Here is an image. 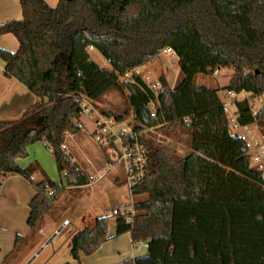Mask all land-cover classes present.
I'll use <instances>...</instances> for the list:
<instances>
[{"label":"trees","instance_id":"16d2710c","mask_svg":"<svg viewBox=\"0 0 264 264\" xmlns=\"http://www.w3.org/2000/svg\"><path fill=\"white\" fill-rule=\"evenodd\" d=\"M20 0L22 21L0 26L19 41L15 54L0 51L6 72L38 98L16 121H0V176L17 175L34 189L26 225L39 231L44 216L66 189L89 184V177L61 146L78 134L81 97L97 103L109 91L126 97L133 132L161 125L182 129V158L140 137L144 175L129 193L133 226L115 219V236L130 232L133 243L148 241L147 255L120 264H264V174L250 164L244 138L229 131L218 89L193 84L198 74L232 69L224 89L264 98V0ZM96 50L109 64L100 69L88 54ZM170 48L179 76L171 88L164 76L155 94L141 78L119 82L126 71L147 65ZM156 102L155 118L148 105ZM240 127L255 124L264 139V107L253 114L249 100L233 103ZM127 141L129 138H125ZM124 139V140H125ZM42 142L66 186L48 178L35 183L36 163L17 159ZM50 190L52 196H47ZM123 207V206H122ZM119 207L117 210H122ZM108 216L94 218L70 238L72 259L94 253L107 236ZM22 237L15 236L14 247Z\"/></svg>","mask_w":264,"mask_h":264},{"label":"rangeland","instance_id":"374dc122","mask_svg":"<svg viewBox=\"0 0 264 264\" xmlns=\"http://www.w3.org/2000/svg\"><path fill=\"white\" fill-rule=\"evenodd\" d=\"M88 54L90 59L95 62L100 69L110 70L107 61L97 51L89 52ZM139 70L143 79L149 78V83L146 84L151 86V88H154L153 86L155 83L159 82V71L165 74L168 81L173 85L179 73L178 59L175 55L161 53L155 62L147 67L142 66ZM230 73H232V69H220L217 78L213 77L211 74H198L195 76L193 84L196 86L208 85L211 89L214 87L218 89L223 102L231 103L230 111L233 112L234 101L226 96L227 92L224 87L218 88V86H222L226 83ZM202 80L205 82H202ZM170 83L167 82L168 85ZM154 90L156 92L157 89ZM260 101L262 102L261 97H257L251 101L252 104H250V108L253 114L259 111L260 106L264 105L263 102L260 104ZM91 105L94 108V112L88 114L84 111L80 115L78 122L82 125V131L73 136H69L67 145L69 151L73 154L75 163L81 170L84 169L87 172L95 171L94 165L98 162L100 163L102 169L99 170V174L95 175L96 177L100 175V179L92 180L88 175L94 185L89 187L86 193L75 203V198L81 195V192L84 190L82 188L84 187L66 189L64 191H67V193L53 204L47 213L48 218L45 217V220L50 218L55 223L58 222V225L64 218H68L72 222V226L61 228L60 225L55 231L51 230V232L48 231L46 227L40 231L43 227L42 224L44 225L45 223L44 220L41 223L39 231L36 233H32L26 225L28 216L27 204L34 192L31 185L27 181H24V184H26L28 188V200H26L24 196L20 200V198H17L18 190L9 189L7 187L0 198V236L2 241L0 248L1 246L3 247V252H1L0 249V264H57V261L64 256L67 244L70 241V234L74 228L73 225L79 220L78 218H80V215L82 216L85 213H90L91 215L93 213L97 214L99 211L97 206L100 205L101 209L104 208L102 215L109 217L108 227L111 228L115 222L114 218L111 217L112 207L128 203L121 208L124 210L133 205L136 200L141 201L145 198L139 197L135 199L130 197L124 165L120 160V145L117 142L118 137L121 138L123 144L127 142L125 139L127 136L125 135L126 133L132 132L133 126L135 125L134 117L131 116V111L129 116L122 122H116L112 118L107 117L108 114H111L121 118L127 110H130L126 97L120 95L115 90H111L107 92L99 102L95 104L91 102ZM149 108L153 109V106L150 104ZM226 115L230 133L244 138L248 145L251 167L264 174V139L262 130L259 127L256 128V126L249 127L245 131L241 130L237 127V123L233 121L232 116L229 115V113H226ZM99 116L111 122L110 124H100L99 130H102V135L95 136L96 128L94 122L97 120L100 121ZM140 137L153 142L155 145L163 146L174 151L177 157H179L177 153L178 150H183L184 153H186V147L182 142L184 138L182 129L179 126L174 125L168 130L160 126L153 131L140 133L139 138ZM97 138H99V141H97ZM129 142H131V140H129ZM141 146L143 147V145ZM40 147L46 153L44 159L49 161V165L51 166L50 170L44 165H39V163L36 162L37 160L35 161V159L32 158L33 151L36 152ZM62 150L65 152L64 149ZM26 152L27 156L23 159L29 162L28 166L34 162L36 164L38 163L49 180L53 183L66 186L67 183L64 175L59 174L53 157L47 152L43 144L38 142L32 143L27 146ZM105 164L107 165V169L104 166ZM35 174L36 173L33 174L32 180L36 183L38 177ZM20 201L21 205H19ZM115 209L117 210L119 208ZM58 230L59 233L56 234ZM13 232L22 236V239L19 240L17 246L13 247L12 243L11 247H9L7 240L11 238ZM50 239L51 241L48 242Z\"/></svg>","mask_w":264,"mask_h":264},{"label":"crops","instance_id":"0c3cea01","mask_svg":"<svg viewBox=\"0 0 264 264\" xmlns=\"http://www.w3.org/2000/svg\"><path fill=\"white\" fill-rule=\"evenodd\" d=\"M42 1L47 6H49L50 8H56L58 5V2H59L58 0H42ZM23 19H24V11H23L22 5L20 3V0H0V26L6 24L8 22H11V21H22ZM19 47H20L19 41L15 35H13L12 33L0 34V51L6 52L8 54H15L19 50ZM87 51H88V53L89 52L91 53V52H95L96 50H94L92 48V49H88ZM155 60L151 61L150 63H148L147 65H145L143 67H147L148 65H151L153 62H155ZM224 69H226V68H224ZM224 69L221 68V70H224ZM227 70H230V69H227ZM219 71H220V69H219ZM232 74H233V71H232V73H230L228 75V79H227L226 83L222 86H218V88L226 87L229 83V80H230V77L232 76ZM158 75H159V77L164 75V78L166 79V81L168 83H170L168 81L167 77L165 76V74L161 73V71H159ZM178 76H179V73H178ZM178 76H177V79H178ZM218 76H219V73H218ZM194 79H195V77H194ZM202 82H205V81L202 80ZM175 83L173 85L170 83L169 86L171 88H173ZM200 86H205V87L211 88L208 85H200ZM213 89H215V87ZM217 96L220 99V101L223 103V99L220 97L219 90L217 92ZM227 97L230 98L234 102L244 100V99H248L249 104H252L251 101L253 99H255V98H250L249 94L243 93V92L239 93V94L234 93V95L232 97L231 96L230 97L227 96ZM261 98H262V102H263V97H261ZM38 101H39L38 98H36L28 90V88L26 87L25 84H23L16 77H14V76H12L6 72V63L0 57V121L9 122V121L18 120L24 114V112H26L29 108H31ZM262 102L260 101V104H262ZM263 107H264V105L260 106L259 110L262 109ZM148 108H149V105H148ZM130 114L132 117H134L132 111ZM94 123H95V128H96L95 129V136L102 135V130H99L100 125H97L98 120L95 121ZM80 126H82V125L80 124ZM252 126L255 127L256 125L251 124V125L244 126V127H240L237 125V127L239 129L244 130V131L247 128L252 127ZM256 128H257V126H256ZM81 131H82V129H81ZM69 136H73V135H71V134L66 135L65 140H64V146H65L64 151L66 153L65 152L64 153L66 155L70 156L72 158V160L74 161L73 154L69 151L68 145H67V140H68ZM38 143L43 144L42 142H38ZM44 147L47 150V152H49L51 154L50 150L47 149L45 145H44ZM45 155H46L45 151L40 147V148H38V150L36 152L33 151L32 158L35 159V161L37 160L36 162H38L39 165H44L48 170H50L51 166L49 165V161L44 159ZM16 163L21 168H26V167H28V164H29V162H27L25 159H17ZM38 163H37L38 168L35 171V173H36L35 175L38 177L37 182H40L44 178H48V177L42 171V169L39 167ZM31 164H33V163H31ZM104 166L107 169V165L105 164ZM94 167H95V171L87 172L84 169H82V171L87 176L89 175L92 178V180L93 179L94 180L100 179L99 178L100 175L98 177L95 176L96 174H99V170L102 169V167L100 166V163L98 162L97 164L94 165ZM114 168H116V167H114ZM24 181H26V180H24L22 177L17 176V175L0 176V198H1V194L3 192H5L6 188L8 187L9 189L18 190L17 198H20V200H21V198H23V196L26 200H28L27 199L28 198L27 197V189L28 188H27L26 184H24ZM93 185H94L93 181H91L89 178L88 186L82 188L84 190L81 192V195H79L77 198H75L74 203L86 193V190L89 187H92ZM59 186H62V185H59ZM65 193H67V191L63 192L61 194V196H63ZM34 194L35 193L33 192L31 197L29 198L30 200L34 196ZM60 197H59V199H60ZM127 204L128 203H123V204H120L118 206L112 207L111 208V215H112V211L116 210L115 208H119V207L125 206ZM19 205H21V201H20ZM97 208L99 209L97 214L93 213L91 215L90 213L89 214L85 213L82 216L80 215V218H78L79 220L76 223H74V225H73L74 228H73V231L71 232L69 238H71V236L73 234H75L76 232L83 229V227L90 226L92 224L94 218L103 217L102 214H103L104 208L101 209L100 205H98ZM27 211H28V204H27ZM45 217L48 218V215L46 214L44 216L43 220L45 221V223H44V225L42 224L43 227L40 229V231L42 229H45V227L48 229V231L51 232V230L55 231V229L60 225H61V228L62 227L65 228L67 226H72V222L68 218H64L61 221V223L57 225L58 222L55 223L50 218L48 220H45ZM65 220L68 221V225L63 226L62 224H63V221H65ZM12 230H14V229H12ZM57 233H59V232H57ZM114 234H115V222H114L113 226H111V228L107 227V236L110 237V239L107 240L105 243H103L94 253H92L90 255L80 254L78 260L72 259L71 255H70V247H69V243H68L66 250H65V253H64V256L61 257L57 261V264H120L121 262H123L127 259H135V258H139V257H143V256L147 255L148 241H138L136 243V246H134L133 241L131 239L130 232H126V233H123L119 236L113 237ZM16 235H19V234H16L13 232L11 235V238H8L7 243H9V247H11L12 243H13L12 246L14 247V241H15L14 236H16ZM1 243H2V241H1V236H0V244ZM0 249H1V252H3L2 246Z\"/></svg>","mask_w":264,"mask_h":264},{"label":"built area","instance_id":"2783aa9c","mask_svg":"<svg viewBox=\"0 0 264 264\" xmlns=\"http://www.w3.org/2000/svg\"><path fill=\"white\" fill-rule=\"evenodd\" d=\"M88 49H92L91 47H89ZM163 53L168 54V55H174V52L170 49V48H166ZM140 68V67H139ZM139 68H135L133 70H129L124 72L123 74H121L120 76H118V80L119 82H131V83H135L137 78H141L145 84L149 83V78L143 79L141 76V72L139 70ZM218 73H219V69L215 68L212 71H210V74L213 77H218ZM155 94H157V90L160 88V83L156 82L155 85L153 86L154 88H151V86H149L148 84H146ZM154 89H157L156 92ZM227 96H233L234 93L232 92H227L226 93ZM81 108L83 110V112L85 111L88 114H91L94 112V108L91 105V101H89L88 99H86L85 97H81ZM263 102H264V98H263ZM153 107V109H149L150 111V116L155 118V109L157 107V103L156 102H151L150 103ZM149 104V105H150ZM230 105L231 103L228 102H223V106H224V110L225 112L229 115L232 116V119L234 122H236L237 116L235 114V111L231 112L230 111ZM100 121L98 120L97 125L100 124H110V120H104L103 117L99 116ZM161 125H158L156 127H151V128H143L142 130H140V132H129L128 134L126 133L125 136H127L129 138V140H131V142H129V140L123 144L121 141V138L118 137L117 138V142L120 145V150L121 151V162H123L124 165V169H125V174H126V181L128 184V187L130 189L131 186H133L139 179H141L144 175V164H145V155H144V149L141 146V144L138 142V138L140 136V133H146V131H153L155 128L160 127ZM125 138V137H124ZM123 138V139H124ZM97 141H99V138H97ZM62 149L65 148L64 145L61 146ZM179 157H183L185 155L183 150H178L177 151ZM47 196L51 197L52 196V192L50 190L46 191ZM124 212V216H123V222L132 227L133 223H134V217L136 215L133 205H131L129 208L124 209V210H113L112 211V216L117 215L118 213H123ZM63 226L68 225V221H63ZM136 243H133L134 246H136Z\"/></svg>","mask_w":264,"mask_h":264},{"label":"water","instance_id":"95a60500","mask_svg":"<svg viewBox=\"0 0 264 264\" xmlns=\"http://www.w3.org/2000/svg\"><path fill=\"white\" fill-rule=\"evenodd\" d=\"M57 232H59V230H58ZM57 232H56V233H57ZM54 235H55V234H54ZM50 241H51V239H50L48 242H50Z\"/></svg>","mask_w":264,"mask_h":264}]
</instances>
